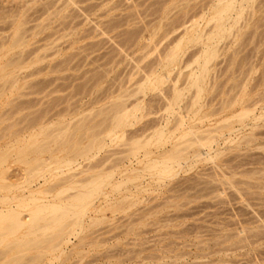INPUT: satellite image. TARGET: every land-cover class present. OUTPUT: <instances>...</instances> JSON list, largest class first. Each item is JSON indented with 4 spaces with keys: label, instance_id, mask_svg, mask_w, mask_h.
Returning <instances> with one entry per match:
<instances>
[{
    "label": "rangeland",
    "instance_id": "rangeland-1",
    "mask_svg": "<svg viewBox=\"0 0 264 264\" xmlns=\"http://www.w3.org/2000/svg\"><path fill=\"white\" fill-rule=\"evenodd\" d=\"M213 1L0 0V14L8 13L0 15V64L9 56L14 55L16 59L24 57L21 58L23 64L10 74L16 77L15 85L10 87L0 81V92L3 93L0 96V154L5 149L7 153H4L9 154L17 145H13L16 142L12 135L21 128L23 130L29 119L37 120L42 114L39 119L44 124L75 123L87 116L91 119L85 118L88 125L92 124L94 120L89 117L105 107L122 89L130 92L131 87L135 88L147 74L143 70L148 71L147 67L154 65V60L163 58L186 27L195 22L203 38L211 32ZM48 3L51 6L46 7ZM252 5L254 11L247 9L239 22L244 39L236 36L233 30L230 36L215 45L219 55L210 63L212 67L202 91L205 103L201 112L219 109L208 114L202 124L203 129L219 127L227 116L238 112L244 105L252 115L244 120L245 124H235L234 131H223L211 150L201 151L200 160L189 157L176 166L171 175L161 179L145 171L144 166L135 161L131 165H120L119 157L122 156L117 151L124 148L123 140H106L107 145L95 159H78L79 167L71 171L77 174L76 180L80 177L85 180L99 172L113 174L103 187V194L94 200L98 210L89 209L83 216L82 227L69 233L62 244L52 250L45 245L32 248L23 253L19 264H264V0H253ZM247 18L249 22L245 25ZM18 23L22 24L17 27ZM16 35L21 37L23 45L9 51L11 40ZM196 44L183 41L179 46L180 65L172 68L170 74L163 73L166 76L163 90L168 88V81L169 86L175 79L177 86L183 83L184 75L189 71L185 65L192 63L200 50ZM149 61L150 65L145 67ZM9 71L10 67L6 69ZM171 76L175 78L170 80ZM114 83L123 88L119 90ZM106 87L108 91L104 89ZM158 92H148L147 97L156 101L153 105L151 102L150 110L154 108V111L140 122L136 121L131 128L127 127L126 137L133 132L132 129L139 128L148 120V124L156 123L158 119L161 121L163 98ZM189 94L183 96L181 105ZM236 98L246 102L221 109L225 99L234 101ZM66 110L70 114L63 116ZM59 112L62 114L58 115ZM37 131L38 126H32L19 135L28 138L29 134ZM6 143L11 144L9 148ZM206 152L216 154L215 158L204 160ZM13 154L6 156L4 164L0 165V183L8 184L6 192L1 191L0 196L12 201V205L21 201L19 206H25L29 203L23 204L27 197H19L28 187L40 183L38 191L43 192H37L36 196L55 201L58 197L56 190L66 185H58L62 176L57 175L55 165L51 163L44 171L45 177L34 180V183L24 173L25 167L14 162ZM102 155L109 158L103 157L107 159L103 161ZM109 165L115 166L110 168ZM89 166L96 168L90 169ZM80 169L83 171L78 173ZM119 181L126 184L121 190H113L112 184ZM29 182L32 183L27 185ZM9 185H12L11 189ZM49 188L52 192L48 191ZM122 200L125 204L121 203ZM9 247L10 244L0 245V254ZM13 257L12 252L3 258L0 256V264H14Z\"/></svg>",
    "mask_w": 264,
    "mask_h": 264
},
{
    "label": "bare ground",
    "instance_id": "bare-ground-1",
    "mask_svg": "<svg viewBox=\"0 0 264 264\" xmlns=\"http://www.w3.org/2000/svg\"><path fill=\"white\" fill-rule=\"evenodd\" d=\"M252 1L253 0H214L213 4H211L212 12H211L210 21H213L211 32L208 35H206L205 38H203L204 36L198 33L195 22H193L189 27H186L183 35L180 36V38H178L176 42L174 41L175 43L173 47L166 50L167 53H165V56L163 58H161L158 61L157 59L154 60L153 62L154 65L148 66L150 65V61L147 63V65H144L145 67L148 66L147 68H149L147 69L148 71L143 70V72H146L147 74L142 79L140 78L141 80L138 79L140 80V82L137 84L135 88L134 87L130 88V89L132 88L134 89L132 90L129 89L130 92L128 91L123 92L124 89H122L123 90V91L121 90L122 92H119L115 96L113 95V97L111 96L112 97L111 101L108 104H106L105 107H102L97 112H95L93 116L89 117V118L92 117V120H94L92 124L88 125V121H87L89 120L87 118L88 116L84 117L83 120L82 119L78 120L75 123L63 121L58 124L53 123V122L44 124L43 122H40V119H41L40 117L41 116L43 117V114L41 113L42 115H40L39 117L40 119L39 118L37 120L34 119L35 121L33 120V118L32 120L29 119L30 121L29 120H28L29 122L27 121L23 130L21 128V131L17 132L16 135H12L13 137L15 136L16 143L14 144L12 142L10 143H12L14 146L15 144L17 145L16 147L12 146L13 147L12 150L11 149H8V150H11L12 153H14L13 154L14 162L21 164L25 167L23 168V171L25 170L24 173L28 174V178L30 179V181L34 182V180L36 181L38 178L43 179L45 177L44 171H47L48 168L50 167V164L53 163V165H55L54 170H56V173H58L57 175L62 176V178L60 177L61 180L58 178L60 180V182L57 181L58 185L59 183L60 185L61 184L62 185L66 184V185L62 186L60 190H58L56 186L57 193L55 195L58 197H56L55 201L45 200L43 198H39L36 196L37 192H39L38 187L40 186V183H38L34 187L33 186L28 187V189L24 191L25 194H23L22 197L18 196L19 199H22L23 196L27 197L26 203H23V204H27V201L29 203L25 206H21V205L19 206V203L21 202L20 201V202H17L16 204H13L15 205L13 207L12 201L8 202L6 197H4L3 195L0 196V245L3 244V246L4 245L7 246L10 244L11 246L7 249V251L0 254L2 258L5 257L8 254V252H12L14 254V257L12 258V262L14 264H19V262H22L21 260L23 259V256H22L23 253L31 250L32 248L38 249L39 247H42L45 245L46 246L45 248L52 250V248L54 249V247L58 246L59 243L64 242L65 239H67L68 237L67 235H69V233L75 231L77 227H82L83 216L88 212L89 209L90 211L98 210V208L95 207L94 205V200L96 198L98 199V197L103 194L104 191H102V189L109 183V180L113 177V174L111 172L110 173H105V172L97 173L96 171L97 174H92L94 176H91L90 178H87V179L84 178L85 180H83V178L81 179L80 177L79 180H76L75 177L77 176V174L71 171H74V169L77 168L79 163H76V162L78 161V159L90 160L91 158H94L97 154H99L98 152L101 149H103L104 145L105 146L107 145L105 144L106 140L107 142H109L108 139L110 141L111 140L114 141L115 139L118 138L124 141V142L123 141L121 142H122V147H124L125 149L121 148L123 150V151L121 150L122 152L121 151L119 152V150L117 151L118 155L120 153V155L122 156V157H119L120 165L122 163L130 164L135 161L137 164H142L144 166L145 171H148L149 173L156 175L157 179H161L164 176L171 175L175 167L179 166L182 161L185 162L184 160L186 159L193 158L195 161H197L198 159L200 160L201 151L203 149L204 150L207 149V151L211 150L212 145L213 143H215L217 136L220 137L223 131H228V132L234 131L235 124L236 125L238 123L245 124L243 122L246 118H248L251 115V111L249 110V108H247L244 105L238 112L232 113L229 117L227 116V118L223 120V124H221L219 127L217 126L216 128L214 127V128L203 129L202 124L205 118L208 117V114L210 113L212 114L214 111L219 110V109H216V110L214 109V111L212 110L213 112L210 111L209 113L207 112L208 110L206 111L207 113L201 112L204 106V103H205V101L203 102L202 100L203 98L202 91L204 88L203 86H205L204 84L207 81L206 78H208V74L212 67L210 63L213 62L214 59H217L216 57H218L219 55V54L217 55L218 49L216 51L215 45L218 44V42L224 39L226 36H230L233 30H235L236 36L241 37L243 30L241 29L239 22L241 23V19L243 20L242 17L245 16L244 13H246L247 9L252 10V12L254 11L253 9H251V8H254L252 7L253 6ZM49 6L51 5L48 3V6L46 7H49ZM8 10H11V8ZM8 10L6 12H8ZM15 11H18V10H15ZM4 14L5 13L0 14V15H4ZM7 14L8 13H6L5 15ZM186 15H189V14L186 13ZM193 16L195 15L193 14ZM190 17L191 16H189V18ZM248 18L247 20H244L245 22L243 21L244 22L243 24L246 25V22L249 20ZM21 24L18 23L17 27H19ZM248 27H249V24H248ZM19 32L18 34L21 33ZM243 36L241 38L244 39ZM20 38L21 37H18L17 35L12 38L11 43L9 45V51L14 50L15 48L19 47L22 44L21 42L23 40L20 41ZM183 41L193 42V44L195 42L194 46H196L197 45L196 43H198L200 50L198 49V54L193 59L192 63L189 62L190 64L186 63L187 65H185L186 68H189V71L186 73V75H184L185 77L183 76L184 81L182 84H184V87H180L182 84L180 85L178 84L179 86L178 87L176 85L177 80L175 79V81L172 82L171 86L168 85L170 84V82L168 81L167 83L168 88H165L166 90H163L165 86H163L162 88V85L166 84L164 83L166 76H164L163 73H166L165 75H167L170 71H172L171 70L172 68H175L180 65V64L178 65L179 58H181L179 57L178 48L182 44ZM18 53L21 54L19 51ZM193 55L195 56V54H192L191 56ZM142 56H145V55L143 54ZM13 57L14 55L11 58L9 56V58H7V60H5L3 64H0V73L2 72L0 74V81L2 82L3 85L8 84L10 87H13L16 82L15 75H10V74H12L11 72H13L14 69L20 67L23 64L22 63L23 60H21V58H24L22 56L21 57L19 56L20 59L17 56H16L17 59ZM158 58H160V56ZM187 59L189 60V58ZM187 59H186V62L188 61ZM183 64L185 63L183 62ZM9 67L11 71L6 72V69ZM174 76H171L170 77L171 79L169 77L168 78L172 80V77ZM236 82L234 84V87L238 86ZM114 86H116V84ZM117 86L119 87V85ZM120 87H119V90L123 88V87L121 88ZM107 88L108 87L104 89L108 91ZM149 91H152V92L156 91V93L157 91H159L160 94H162V97L160 98H163L162 107H163L164 114L163 115L161 114L163 117L161 116L162 117V119H160L161 121H159V119L157 118L159 122L157 121L156 123H153V124L151 123L148 124L149 120L146 121L147 123L145 124L142 123L143 124L142 126H140L139 128L137 126L136 127L137 129L135 128L132 129L131 132L132 131L133 132L128 137H126L127 134L125 135L124 133H127L125 132V129L127 127L131 128V126L136 121L140 122L145 117H148L150 114H152L151 111L154 108L150 110V107L153 105V102L155 101V99L151 97L152 100H154V101H151V99H149L150 96L147 97ZM104 92L102 94V96L104 95L103 97H105ZM114 92L115 91H113V93ZM186 93L188 94L190 93L188 95L189 98H186V102L185 103L183 102L181 105L180 103L183 99V96L187 97L185 96ZM1 94L3 93L0 92V96ZM107 94L108 93H106V96ZM103 97L101 98V100L103 99ZM96 99L98 100V98ZM232 99L233 98H231V100ZM226 100L227 99H225L224 104L221 107V109L223 110L224 108L230 109L235 104L243 105L246 102V100L242 98L241 99L236 98L234 101H231L229 99V101L227 100L228 102ZM184 101H185V98H184ZM151 102H152V105H151ZM74 109L76 110L77 108H74ZM89 110L91 111V108ZM177 110H179V112H177ZM209 110H211V108ZM90 111H89V114L91 113ZM61 114L62 113L59 112L58 115H61ZM69 114H70V111L66 110V112L62 115L64 116V115H69ZM85 114L88 115L87 113ZM85 114L83 115L86 116ZM92 114H93V111H92ZM55 115L56 113L54 114V116ZM85 118H87V120ZM45 119L43 120L45 121ZM89 121H91V119ZM32 126H38V131L36 133L29 134L28 138H24L23 136L20 137L19 134L21 132L23 133L27 132V130H29ZM242 139H245V138H242ZM10 145L11 144H8V148L10 147ZM6 150L7 149H5L4 152L7 153ZM11 151L8 152L9 154H6L4 152L0 154V165L4 164L3 162L5 161L6 156L12 154ZM115 152L116 151H114V153ZM215 156L216 154L211 155L206 152V156L203 159L211 160V159H214ZM103 157L105 156L102 155V157L100 158H103ZM105 158H109V157H105ZM105 160L107 159H104L103 161ZM116 160L118 161V159ZM136 163L134 164L136 165ZM115 165H111V166H115ZM96 167L93 166L91 168V166H89L90 169H93ZM81 170L82 169H80L78 173L79 172L81 173ZM49 171L48 173L50 174ZM55 176L56 175H54V178ZM1 177L2 176H0V178ZM82 177H84V175ZM26 181L27 180L25 179V182ZM31 183L29 182L28 184L27 183L26 184L30 185ZM2 184L3 183H0V193L6 192V188L8 185V184L7 185H2ZM125 184H126L125 181H119L117 183L112 184V188L113 190H121V188ZM10 186L12 185H9L8 188L11 189ZM47 189H46V192H47ZM48 191H51L50 188ZM70 191L72 193H70ZM40 192H43V191H40ZM106 196H107V193H106ZM122 202L123 200L121 201V203ZM111 209H114V208H111ZM23 211H26L25 216H23Z\"/></svg>",
    "mask_w": 264,
    "mask_h": 264
}]
</instances>
